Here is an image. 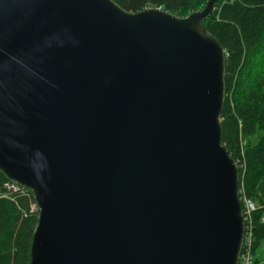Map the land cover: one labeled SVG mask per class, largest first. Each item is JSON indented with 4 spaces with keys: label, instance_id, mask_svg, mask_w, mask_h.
Masks as SVG:
<instances>
[{
    "label": "water",
    "instance_id": "95a60500",
    "mask_svg": "<svg viewBox=\"0 0 264 264\" xmlns=\"http://www.w3.org/2000/svg\"><path fill=\"white\" fill-rule=\"evenodd\" d=\"M214 2L0 0V170L38 206L29 264H238Z\"/></svg>",
    "mask_w": 264,
    "mask_h": 264
},
{
    "label": "trees",
    "instance_id": "16d2710c",
    "mask_svg": "<svg viewBox=\"0 0 264 264\" xmlns=\"http://www.w3.org/2000/svg\"><path fill=\"white\" fill-rule=\"evenodd\" d=\"M126 11L158 7L183 17L208 0H113ZM224 48V102L220 115L222 144L238 162L239 195L252 200L251 250L264 240V0H215L203 20ZM13 181L0 170V264H29L30 245L38 212L27 188L14 191Z\"/></svg>",
    "mask_w": 264,
    "mask_h": 264
},
{
    "label": "built area",
    "instance_id": "2783aa9c",
    "mask_svg": "<svg viewBox=\"0 0 264 264\" xmlns=\"http://www.w3.org/2000/svg\"><path fill=\"white\" fill-rule=\"evenodd\" d=\"M237 165H239L238 162ZM6 186L8 189H13L14 191L20 190V188L23 187L15 182L11 184H6ZM241 201H242V215L244 221V233H243L239 258H238V264H254V258L251 250V246L253 242L251 236V213L257 208V205L255 204V202L245 197H243ZM30 211L38 212V206L36 202L31 203Z\"/></svg>",
    "mask_w": 264,
    "mask_h": 264
},
{
    "label": "rangeland",
    "instance_id": "374dc122",
    "mask_svg": "<svg viewBox=\"0 0 264 264\" xmlns=\"http://www.w3.org/2000/svg\"><path fill=\"white\" fill-rule=\"evenodd\" d=\"M260 191H264V179L260 183ZM256 262L254 264H264V240L260 243L259 248L257 249L256 253Z\"/></svg>",
    "mask_w": 264,
    "mask_h": 264
},
{
    "label": "crops",
    "instance_id": "0c3cea01",
    "mask_svg": "<svg viewBox=\"0 0 264 264\" xmlns=\"http://www.w3.org/2000/svg\"><path fill=\"white\" fill-rule=\"evenodd\" d=\"M260 183H261V182H260ZM259 188H260V184H259ZM259 192H260L261 197H262V199H263V201H264V191H260V190H259Z\"/></svg>",
    "mask_w": 264,
    "mask_h": 264
}]
</instances>
